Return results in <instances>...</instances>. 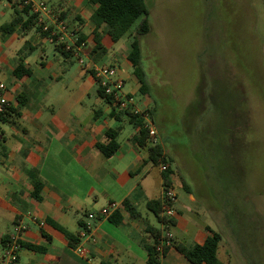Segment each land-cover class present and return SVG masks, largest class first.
I'll use <instances>...</instances> for the list:
<instances>
[{
  "label": "crops",
  "instance_id": "obj_1",
  "mask_svg": "<svg viewBox=\"0 0 264 264\" xmlns=\"http://www.w3.org/2000/svg\"><path fill=\"white\" fill-rule=\"evenodd\" d=\"M48 3L54 11L67 9V19L86 36L80 50L86 65L81 66L73 54L65 56L58 48L59 40L42 37L34 28L22 30L16 24L9 32L0 29V83L5 86L10 105L0 128V264H8L4 250L18 228L22 246L16 264H146L148 252L144 245L152 242L148 227L159 228L163 236L167 232L173 240L186 245L203 243L210 234L209 227L221 235L218 259L230 264L233 252L243 253L239 234L222 232L225 226H220L219 221L224 215L206 217L202 224L192 226V220L182 215V209L196 208L202 213L210 209L194 206L196 199L191 190L185 189L183 200L175 191L173 227L159 222L146 207L148 199L163 198L162 171L147 159V144L142 146L135 140L139 126L121 110L112 113L111 105L97 94L93 74L85 68L104 63L103 59L94 61L87 53L95 27L91 14L96 4L90 0ZM13 12L11 2L0 0V27L11 20ZM75 14L82 21H72ZM103 43L108 46L105 54L111 53L108 63L118 66L124 85L133 83L125 91L134 94L141 108L148 109V95L139 92L140 82L127 58L128 51L120 54L118 47L114 48L116 42L106 36ZM25 44L31 49L25 48ZM21 48L25 52L24 66L30 73L18 78L12 71ZM229 85L231 88L232 84ZM230 92L228 96L221 93L218 101L214 99L216 103L204 96L197 98L198 102L194 100L198 112L206 110L207 101L215 105L219 115L216 128L227 134L228 143L235 139L239 113L234 88ZM87 99H91L90 103ZM109 130H116L119 146L114 154L105 156L96 143L108 142ZM172 176L170 187L174 185ZM36 180L41 182L38 193H34ZM125 199L138 212L136 216L122 205ZM110 202L119 205V223L108 217H88L89 212ZM216 204L214 211L225 214L223 203L218 199ZM48 218L77 237L85 252L78 253ZM248 262L251 264L249 259ZM159 264L193 263L170 246Z\"/></svg>",
  "mask_w": 264,
  "mask_h": 264
},
{
  "label": "rangeland",
  "instance_id": "obj_2",
  "mask_svg": "<svg viewBox=\"0 0 264 264\" xmlns=\"http://www.w3.org/2000/svg\"><path fill=\"white\" fill-rule=\"evenodd\" d=\"M145 2L150 24L140 38L141 63L153 95L147 103L158 143L172 159L174 191L186 195V183L193 205L210 209H182V215L192 226L224 215L222 232L238 233L243 251L233 252L230 264H264V0ZM138 22L113 44L120 54L129 51ZM110 56L108 51L103 62ZM132 85L126 82L123 90ZM233 88L238 128L228 143L216 128L215 105L207 101L198 112L194 100L211 97L216 103ZM218 199L225 214L214 211Z\"/></svg>",
  "mask_w": 264,
  "mask_h": 264
},
{
  "label": "trees",
  "instance_id": "obj_3",
  "mask_svg": "<svg viewBox=\"0 0 264 264\" xmlns=\"http://www.w3.org/2000/svg\"><path fill=\"white\" fill-rule=\"evenodd\" d=\"M13 6V16L9 22L3 23L0 29L3 32L11 31L16 24L20 26L22 30L34 28L39 35L42 37H48L53 40H58V33L52 34L53 26L50 25L47 29H43L41 24L37 23V16L30 12L28 6L20 7L16 0H8ZM92 3L96 4L94 8L91 19L95 23V27L92 31L90 38V47L88 48V55L94 60L99 61L105 55L108 46L103 43V37H108L112 42H117L125 33H127L132 25L139 19L137 23V35H135L130 43L129 51L127 58L130 61L133 67V73L136 75L138 81L140 82L139 92L145 95L150 96L153 99V95L150 91V87L147 81L146 72L142 66V52L140 38L144 35L149 29V9L146 5L145 0H90ZM59 14V17L63 19L66 23L71 24V28L77 33V43H84L82 49L85 45L86 36L79 30V28L72 24L70 20L67 19L68 10H58L56 11ZM82 21L78 15L75 14L74 20ZM74 23V22H73ZM66 42L59 41L58 48L65 55L70 56L73 54V46L66 49ZM28 50L31 47L28 44L24 45ZM24 48L18 50L17 63L12 71V73L21 78L24 75L30 73V69L24 66L25 52ZM24 53V54H23ZM88 72L92 73V69L88 68ZM97 85V94L100 95L104 101L111 105L112 113L115 112L117 108L113 106L110 100V97L105 95L103 88L98 84ZM18 101L20 104H23V100L18 96ZM10 105L7 106L9 108ZM148 112L152 120H154V113L148 108ZM122 111V110H121ZM127 114L130 122L135 126H139V131L135 137V140L139 145L147 144V159L152 161L154 164L159 165L160 163L166 164V169L162 170L163 175V187L166 190L171 185L170 175L173 174V169L171 166L172 159L165 153L164 147L161 143L150 144L147 139V130L143 127V118L140 115H135L128 110L122 111ZM4 112L2 116V121L5 118ZM116 130H109L108 136L110 137L109 141L106 143L98 142L96 143V148L105 156H111L117 150L119 144L115 140ZM149 143V144H148ZM186 184V183H185ZM183 185L186 190H190L187 185ZM41 187V182L36 180L34 182V193H38ZM163 198H151L146 201V207L151 210L158 221L169 227L170 225L175 224L173 217H167L162 214L163 210ZM122 205L129 210L132 216H136L138 212L129 204L128 200L125 199L122 202ZM108 218L115 224L119 223L121 216L118 210H114ZM48 222L57 230L62 232L69 240L71 246H74L78 243V238L75 237L70 231L58 224L57 222L48 218ZM210 231V234L207 235L204 242L201 244H183L182 242L173 240L171 237H164L161 234L159 228L148 227L147 231L149 236L152 237V242L146 243L144 246L148 252V259L146 264H159L160 257L166 253L170 246H174L179 252H181L188 260L193 264H225L221 262L217 257V247L218 242L221 239L219 232L212 230L207 227ZM170 240V245H166L164 241ZM163 241V243L161 242ZM18 243L22 246L21 240L18 238ZM162 243V250L159 251L157 246ZM27 246L34 249H41L39 246L27 243Z\"/></svg>",
  "mask_w": 264,
  "mask_h": 264
},
{
  "label": "built area",
  "instance_id": "obj_4",
  "mask_svg": "<svg viewBox=\"0 0 264 264\" xmlns=\"http://www.w3.org/2000/svg\"><path fill=\"white\" fill-rule=\"evenodd\" d=\"M20 7L28 6L30 12L37 16V23L41 24L43 29H47L50 25L53 26L52 34L58 33V40L65 41L69 39L70 43H66L65 48L68 49L73 46V55L77 57V61L81 66H85L86 62L80 55V50L83 43H77V32L73 30L70 24L66 23L59 17V14L49 5L46 0H16ZM70 29V31H69ZM93 76L98 84L103 88L105 95L110 97L111 104L118 110L126 111L140 115L143 118V127L147 130V139L150 144H156L159 141L158 131L152 120L148 110L141 108L138 105L134 94L123 90L124 79L118 76V66L111 63H95L90 66ZM5 86L0 83V128L2 124V116L7 109L8 100L5 96ZM160 170L166 169V164H159ZM163 210L162 214L167 217H173L175 213L174 202L176 200V193L173 187H168L164 190L163 194ZM119 205L116 202H110L106 206L100 208L96 212H89L88 217H108L114 210H117ZM19 228L16 230L8 242L5 250L4 257L8 264H16L17 252L20 247L18 243ZM164 237H170L169 233H165ZM163 243V241H161ZM162 243L157 246L159 251L162 250ZM166 245H170V240L164 241ZM74 249L83 254L85 248L79 243H76Z\"/></svg>",
  "mask_w": 264,
  "mask_h": 264
}]
</instances>
